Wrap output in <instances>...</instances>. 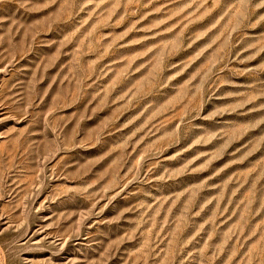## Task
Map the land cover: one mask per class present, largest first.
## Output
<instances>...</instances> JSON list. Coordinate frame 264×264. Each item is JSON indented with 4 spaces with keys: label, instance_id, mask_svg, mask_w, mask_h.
<instances>
[{
    "label": "rangeland",
    "instance_id": "1",
    "mask_svg": "<svg viewBox=\"0 0 264 264\" xmlns=\"http://www.w3.org/2000/svg\"><path fill=\"white\" fill-rule=\"evenodd\" d=\"M0 264H264V0H0Z\"/></svg>",
    "mask_w": 264,
    "mask_h": 264
}]
</instances>
